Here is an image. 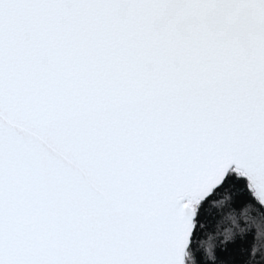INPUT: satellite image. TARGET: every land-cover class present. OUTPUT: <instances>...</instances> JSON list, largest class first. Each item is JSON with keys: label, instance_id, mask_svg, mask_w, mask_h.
<instances>
[{"label": "snow or ice", "instance_id": "obj_1", "mask_svg": "<svg viewBox=\"0 0 264 264\" xmlns=\"http://www.w3.org/2000/svg\"><path fill=\"white\" fill-rule=\"evenodd\" d=\"M241 243L264 264V0H0V264Z\"/></svg>", "mask_w": 264, "mask_h": 264}, {"label": "trees", "instance_id": "obj_2", "mask_svg": "<svg viewBox=\"0 0 264 264\" xmlns=\"http://www.w3.org/2000/svg\"><path fill=\"white\" fill-rule=\"evenodd\" d=\"M246 248L243 243H241L239 249H229L228 253L223 257L227 261V264H242L245 259Z\"/></svg>", "mask_w": 264, "mask_h": 264}]
</instances>
